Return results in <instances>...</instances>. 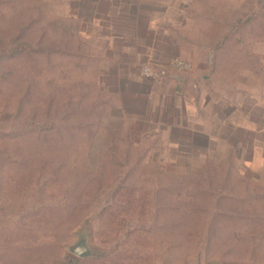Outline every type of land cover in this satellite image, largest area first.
<instances>
[{
	"label": "rangeland",
	"instance_id": "rangeland-1",
	"mask_svg": "<svg viewBox=\"0 0 264 264\" xmlns=\"http://www.w3.org/2000/svg\"><path fill=\"white\" fill-rule=\"evenodd\" d=\"M93 4L0 0V121L20 108L56 123L0 132V264H67L81 235L101 258L80 264H264V0H164L139 43L169 49L125 72L98 38L126 33L125 17L98 24ZM11 39L36 50L4 56Z\"/></svg>",
	"mask_w": 264,
	"mask_h": 264
},
{
	"label": "crops",
	"instance_id": "crops-1",
	"mask_svg": "<svg viewBox=\"0 0 264 264\" xmlns=\"http://www.w3.org/2000/svg\"><path fill=\"white\" fill-rule=\"evenodd\" d=\"M163 2L164 0H92V3H94L93 9H95L93 10V14L99 18V20H97L98 24L101 23L102 19L108 20V18H116V16L125 17L127 23V34L123 33L120 35L105 33L104 35H98L100 41H105V45L103 46V50L105 51V64L115 66L116 69L114 70L116 72H125L131 71L134 64L150 63L151 61L154 62V60H158L163 57V51L166 48L169 49L168 46H166L167 44L165 45L166 48L163 49V44L157 43L154 37L151 38L152 42L147 46H145V44L140 45L139 43L145 38H150L155 35V26L157 24L155 15L159 13L157 10H161L168 6V4H163ZM159 5L161 6L159 7ZM102 6H104L105 9H102ZM129 26L132 30H135V35L132 34L133 31L129 29ZM156 35L160 39L162 38L161 34L156 33ZM119 40L120 42L122 41V43L119 45L116 53H111L110 50L112 49V45ZM165 40H167V38ZM153 70L157 73L155 78L162 77L161 72L163 71ZM125 77L128 78L127 76ZM120 78L121 77H119L118 73L115 77V81H117V84L121 87H125V81H119ZM126 81L130 84L134 82V80H131L130 78ZM224 256L225 258L214 259L209 255L204 258V262H201L200 264H248L244 259L235 258L231 254H225ZM78 260L85 261L96 259ZM161 264L166 263L162 261ZM182 264H185L184 261H182Z\"/></svg>",
	"mask_w": 264,
	"mask_h": 264
},
{
	"label": "trees",
	"instance_id": "trees-1",
	"mask_svg": "<svg viewBox=\"0 0 264 264\" xmlns=\"http://www.w3.org/2000/svg\"><path fill=\"white\" fill-rule=\"evenodd\" d=\"M249 20H250L249 18L244 19V20H238L237 22L239 24V27L246 25L249 22ZM226 36H230V33H228ZM227 38L228 37H226L225 39H227ZM0 46H2V44H0ZM214 47L220 48V43H216L214 45ZM34 50H36V48L29 45L28 43L20 42L17 39H13V40L11 39L7 43L6 49L1 51V52L4 56L13 57V56H19V55H22L24 53L31 52ZM19 117H20V108H16L11 112V114L8 118L0 121V132L7 134L9 132V129H11L13 126H16V128H19V129L22 128V130L17 131L18 134H22V133L41 134L43 132L53 130L56 126L55 122H51L49 120H41L40 121V120H36L34 118H31V119L22 121L19 119ZM11 124H13V125L11 126ZM5 158H6V151L0 149V164L2 162H5L4 161ZM119 180H120V182L118 183L117 186H115V187L112 186V187L108 188L110 191H109L108 195H106V193H104L102 200H105V198H106L107 201H110V200L115 198V196L120 191V188L123 185V182L125 180V175L120 177ZM43 206L44 205H38L37 204V211H36L37 214L41 213V211L45 210V209H42ZM105 209H106L105 205L101 206L100 209L94 208L87 213L86 217L94 216L93 218L98 219L103 214ZM203 258H206V256ZM81 262L82 261H80L74 257H69L66 260L67 264H80Z\"/></svg>",
	"mask_w": 264,
	"mask_h": 264
},
{
	"label": "water",
	"instance_id": "water-1",
	"mask_svg": "<svg viewBox=\"0 0 264 264\" xmlns=\"http://www.w3.org/2000/svg\"><path fill=\"white\" fill-rule=\"evenodd\" d=\"M67 252L78 259L101 258L100 252L91 247L88 238L83 235L77 237L74 242L67 246Z\"/></svg>",
	"mask_w": 264,
	"mask_h": 264
},
{
	"label": "built area",
	"instance_id": "built-area-1",
	"mask_svg": "<svg viewBox=\"0 0 264 264\" xmlns=\"http://www.w3.org/2000/svg\"><path fill=\"white\" fill-rule=\"evenodd\" d=\"M173 68H175L178 71H189L191 69V66L188 62L182 61V60H174ZM141 74L143 78L145 79H153L156 77L157 73L150 67H143ZM161 75H163V72H161Z\"/></svg>",
	"mask_w": 264,
	"mask_h": 264
}]
</instances>
